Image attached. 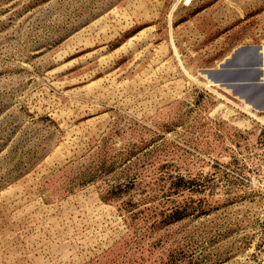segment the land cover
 <instances>
[{
    "label": "rangeland",
    "instance_id": "1",
    "mask_svg": "<svg viewBox=\"0 0 264 264\" xmlns=\"http://www.w3.org/2000/svg\"><path fill=\"white\" fill-rule=\"evenodd\" d=\"M234 58L264 82V0H0V264H264Z\"/></svg>",
    "mask_w": 264,
    "mask_h": 264
},
{
    "label": "water",
    "instance_id": "2",
    "mask_svg": "<svg viewBox=\"0 0 264 264\" xmlns=\"http://www.w3.org/2000/svg\"><path fill=\"white\" fill-rule=\"evenodd\" d=\"M256 49L257 48L255 46H243V47H240L238 49H236V51L234 52L233 54V57H235L237 54H239L240 52L242 51H248L250 49ZM255 60L253 61V63H249V65H246V66H256V63H254ZM244 63H238L237 61H235V58L234 59H230L228 60V64H226L225 66H221L222 68L218 69V70H213V71H209V74L210 76L215 79V80H219L220 82H225L223 81L224 78L229 74V72H236L238 73L239 75L242 73V69ZM232 69V70H230ZM241 81H245V80H238L236 81L235 85L233 86L235 92L239 93V94H243L244 91L242 90V87L244 86H249V85H258L260 87H262L264 89V84H261V83H264V82H257L259 80L255 79V80H248L249 84L247 82H241ZM247 81V80H246ZM257 83V84H256Z\"/></svg>",
    "mask_w": 264,
    "mask_h": 264
},
{
    "label": "crops",
    "instance_id": "3",
    "mask_svg": "<svg viewBox=\"0 0 264 264\" xmlns=\"http://www.w3.org/2000/svg\"><path fill=\"white\" fill-rule=\"evenodd\" d=\"M230 70H232V69H230ZM238 80H243L238 73L229 72V74L224 78L223 81H225L228 84H231L233 87L236 84L235 82Z\"/></svg>",
    "mask_w": 264,
    "mask_h": 264
},
{
    "label": "bare ground",
    "instance_id": "4",
    "mask_svg": "<svg viewBox=\"0 0 264 264\" xmlns=\"http://www.w3.org/2000/svg\"><path fill=\"white\" fill-rule=\"evenodd\" d=\"M243 53L244 52H254V53H256V55H257V50L256 49H254V48H252V49H250V50H248V51H242ZM242 52H240L239 54H241ZM254 72H256V71H254ZM256 75V74H255ZM260 82V81H259ZM249 84V83H248ZM257 84V83H256ZM263 84V83H262ZM263 87V86H262ZM262 87H260V86H258V85H249V86H244V88H255V91H259V93H258V96H259V94H261V92L262 93H264V89L262 88ZM255 97H257V96H255Z\"/></svg>",
    "mask_w": 264,
    "mask_h": 264
}]
</instances>
